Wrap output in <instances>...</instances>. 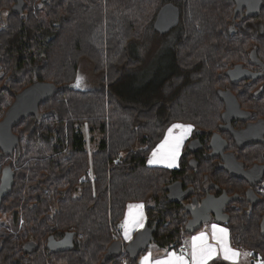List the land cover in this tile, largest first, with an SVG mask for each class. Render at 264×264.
Instances as JSON below:
<instances>
[{"label": "trees", "instance_id": "1", "mask_svg": "<svg viewBox=\"0 0 264 264\" xmlns=\"http://www.w3.org/2000/svg\"><path fill=\"white\" fill-rule=\"evenodd\" d=\"M0 1V73L14 81L0 92V106L35 79L62 87L41 104L40 119L29 117L15 128L21 161L0 207V264H100L110 244L121 240L129 202L145 204L158 247L179 248L191 234L188 216L183 202L168 200L166 187L180 180L201 189L212 166L201 158L194 170L185 154L178 167L154 166L150 154L173 124L217 126L224 71L251 63V51L264 48V20L238 15L233 21L234 0H32L22 13L11 10L13 0ZM166 2L181 10L170 71L139 75L144 60L135 44L152 34L154 44L162 43L153 23ZM83 60L92 63L98 85L73 89ZM83 126L98 131L93 150ZM234 211L222 223L232 247L261 261L264 237L254 219ZM65 233L74 234L73 248L52 250L49 237ZM30 242L34 251L26 250ZM128 258L124 252L106 264Z\"/></svg>", "mask_w": 264, "mask_h": 264}, {"label": "flooded vegetation", "instance_id": "2", "mask_svg": "<svg viewBox=\"0 0 264 264\" xmlns=\"http://www.w3.org/2000/svg\"><path fill=\"white\" fill-rule=\"evenodd\" d=\"M18 1L24 3V9L32 2V0H13L11 3L12 8ZM3 4L4 2L0 1V6ZM263 8L264 4L257 16H246V9L244 8L243 14H239V16L257 17L258 22L261 23L264 20ZM263 23H261L262 27L260 29H263ZM168 33L163 34V36L167 37ZM252 53L254 52L251 51L250 54L251 63L228 65L224 71L222 89L230 91L236 97L240 104L238 111H230V105L219 97L223 103V110L221 120L217 123V126L210 130L195 129L193 127L189 137L183 144L180 159L185 154L189 166H191V161L194 160L196 166H191L194 170L199 166L201 158L209 159V164L212 166V176L205 175L201 189L195 188V191L193 189L192 193L181 202L184 203L185 211L186 206H188V213H185L188 216L187 222L192 216H203L206 209L207 213L205 215L211 216V221H215V213L220 212L223 206V213L229 216L230 221L232 214L235 212L234 209H241L248 217L247 222L251 218L254 219L255 229H259L261 236L264 237L262 233L264 230V48H261L258 52L255 51V57H252ZM233 70L245 71V74L241 78V75L237 72L233 74ZM2 80L5 83L0 86V92L5 88L10 89L12 87L14 81L11 78L6 80L4 73H0V81ZM15 96L8 106H0V121L14 102ZM227 110L233 113V118L231 119L232 114H229L225 116L224 120L222 115ZM43 114L39 109V115L32 116L40 119ZM19 124L13 128V132L19 138V143L14 150L5 152L0 147V185L7 166L11 167L15 176L19 168L21 137L15 130ZM247 129L249 133L241 137L239 133L244 132L245 134ZM214 134L221 136L215 150L212 145ZM189 175L191 176L193 173L187 174V176ZM183 186L184 189H187L191 185H185L184 183ZM207 190L210 196L209 203L205 205V203H202V199L206 197ZM217 191H219L218 194L212 196Z\"/></svg>", "mask_w": 264, "mask_h": 264}, {"label": "water", "instance_id": "3", "mask_svg": "<svg viewBox=\"0 0 264 264\" xmlns=\"http://www.w3.org/2000/svg\"><path fill=\"white\" fill-rule=\"evenodd\" d=\"M234 2L235 8L232 19L233 21L236 20L237 15L243 14L244 8L246 9V16L259 15L264 4V0H234ZM23 4L24 3L21 1H18V3L13 6L12 11L15 13H22L24 10ZM180 20V7L173 2H166L158 10L153 23V28L156 32L163 35L178 26ZM230 30L233 31L234 27H231ZM252 57H255L254 53H252ZM235 72L241 75V78L245 74V71L233 70V74H235ZM76 84L77 79L72 84H70V87L73 89L79 88L75 86ZM60 89H62V87H56L54 83L35 79L31 85L27 86L21 92L16 94L14 102L7 109L3 119L0 121V147L5 152H12L19 143L18 136L13 132L14 126L19 124L23 119H26L32 115H39L41 103L45 102L46 100H50ZM218 95L222 100L226 101L227 104L230 105V111H238L240 104L230 91L218 89ZM229 114H232L230 117L232 119L233 113H230L228 110L223 113L222 118L225 120V116ZM248 133L249 130L247 129L245 134L244 132H240L239 135L242 137ZM220 140L221 136L219 134L213 135L212 145L214 146V150L216 148V144L219 143ZM193 161L194 160L191 161V165L195 167L196 163ZM14 177V171L10 166H7L4 170L0 185V206L2 205L4 197H6L12 191L15 179ZM166 190L168 191L169 201L181 202L192 193L193 187L184 189L182 181L179 180L168 185ZM206 192H208V190ZM218 192L219 191H217V193L212 196L217 195ZM209 196L210 194L208 192L206 197L202 199L203 204L205 203L206 205L209 203ZM223 208L224 206L221 208L220 212L215 213V221L222 223L229 221V216L223 213ZM187 213L188 206H186V214ZM205 213H207V209L203 212V216L201 217L192 216L185 225V231L187 233H194L200 229L205 222L210 221L212 219L211 216H207ZM262 233L264 234V230ZM156 236L157 225H154L153 227L145 225L144 228L138 230L134 234L132 240H130L128 243L124 244L122 240H117L111 243L100 264H106L107 261L121 256L124 252L128 254L130 259L138 258L142 252L148 249L150 244L156 239ZM73 237V233H65L61 237L52 235L49 237L48 246H50V248L55 251H66L72 249L74 244ZM26 250L34 251L35 243H28Z\"/></svg>", "mask_w": 264, "mask_h": 264}, {"label": "snow or ice", "instance_id": "4", "mask_svg": "<svg viewBox=\"0 0 264 264\" xmlns=\"http://www.w3.org/2000/svg\"><path fill=\"white\" fill-rule=\"evenodd\" d=\"M76 87L81 86V80L77 78ZM173 129H179L180 134L173 136ZM191 131V125L176 124L173 128L169 129L168 136L165 137L164 141L157 146V148L152 152V159L148 162L149 164L154 163H165L167 167H174L176 165L177 158L180 154V149L183 141L187 134ZM130 209L135 207L137 209H142L143 205L129 206ZM144 216L142 212L133 214L129 212L128 218L125 220L122 227L125 229V238H130L129 236V226L132 227H143ZM213 239L216 241L215 244H210L208 242V237L205 233H201L198 236L192 237V246L190 261L186 258L184 253L177 255L175 252L169 253L165 258L156 260L154 264H207L208 260L218 255V252H222L223 259L226 261H237L238 257L241 255L239 251L232 249L227 243V230L220 228L218 229L216 225H213ZM245 255H251L246 253ZM143 264H152L150 259V254L148 257L144 258ZM258 264H264V259L258 262Z\"/></svg>", "mask_w": 264, "mask_h": 264}, {"label": "rangeland", "instance_id": "5", "mask_svg": "<svg viewBox=\"0 0 264 264\" xmlns=\"http://www.w3.org/2000/svg\"><path fill=\"white\" fill-rule=\"evenodd\" d=\"M175 32H177V31L175 29H173L172 31H170L166 35L167 37L163 36L162 37V43L160 45H159L158 42L156 44H154L150 40V38L153 36V34H152V36H150L146 40H144V42L135 44L136 45V49L138 50V52L140 53V56L144 60V66L139 71V73H138L139 75H144L146 70H148L151 73H155V71L158 70L159 68H160V72H161V68H163V73L164 74H166V73H168L170 71V66H171V63H170V48L172 46L171 43H173V39L175 38V35H176ZM154 37L156 39H158V38L160 39L161 38V36L159 37L158 35H155ZM98 79H99L98 76L94 73V69H93L92 63L89 60H83L82 64H81V67H80L81 86H83L85 88L96 87L98 85ZM142 86H143V84H142ZM174 125H176V124H174ZM182 125H185V124H182ZM185 126H187V125H185ZM171 128H173V125L169 129H171ZM191 129H192V127H191ZM83 131H84V133H85V135H86V137H87V139L89 140V143H90L88 145V148L93 150L96 147L95 139H97L96 141H98V137H99L98 136V131L94 132V133H90L87 126H83ZM190 132L185 137V139L183 141V144H184L185 140H187V138L189 137ZM166 134L168 136L169 130L167 131ZM179 134H180V130L179 129H173V132H172L173 136H176V135H179ZM164 138H163V140L161 142L164 141ZM93 139H94V141H93ZM183 144L181 146L179 156H181V154H182ZM179 156H178V158H179ZM178 158H177V160H178ZM150 159H152V153L150 154L149 160ZM159 166H164V164L160 163ZM212 223H213V221H211V220L208 221V222H205L203 224V227L209 226ZM4 225H7V223H4ZM122 225H123V222H122ZM7 227H8V230H11L10 226H7ZM187 234H190V233H187ZM187 237L188 236L183 238V240L185 241L184 244H188V241L186 240ZM183 240H182V244H183ZM155 245H156V243L153 241L150 244V248L153 249V247ZM244 253L246 254L248 252L245 251ZM240 254L241 255L239 256V260H240L239 262L241 264H244V263H246V264H258V262H259L258 260L250 259L249 258L250 255H245V254L243 255V251L242 250H241Z\"/></svg>", "mask_w": 264, "mask_h": 264}, {"label": "crops", "instance_id": "6", "mask_svg": "<svg viewBox=\"0 0 264 264\" xmlns=\"http://www.w3.org/2000/svg\"><path fill=\"white\" fill-rule=\"evenodd\" d=\"M168 130H169V129H168ZM168 130H167V131H168ZM191 130H192V129H191ZM166 133H167V132H166ZM165 135L167 136V134H165ZM166 136H165V137H166ZM164 139H165V138H164ZM161 143H162V142H160L158 145H160ZM156 148H157V147H156ZM156 148H155V149H156ZM155 149H154V150H155ZM154 150H153V151H154ZM179 159H180V156H179L178 160L176 161V165H177V166H174V167H178ZM163 164H164L163 167H167L165 163H163ZM150 165L159 166L160 163H154V164H150ZM174 167H168V168H174ZM135 205H143V208H142V209H137V208H135V207H132V208L130 209L129 206H135ZM130 211H131L134 215L137 214V213H139V212H142V213H143V216H144V224H143V227H142V228H144L145 225H146V221H147L145 204L142 203V202H129V203L127 204V206H126V211H125V216H124L123 224H124L125 220L128 218V215H129V212H130ZM213 225H216L218 229L223 228V229H226V230H227V243H228V245H229L232 249L237 250V249L233 248L232 245H231L229 229H228L224 224H222V223H220V222H217V221H213V223L210 224L209 226H206V227H203V226H202L203 228L201 227V228L198 229L196 232L191 233L190 235H188V237L186 238V240L188 241V244H184L185 241L183 240V244H181L180 246L185 247L186 250H184V251L181 252V251L178 250V248H171V249L166 248V249H164V248H160V247H158L157 245H155V246L153 247V249H151L150 246H149V248H148L147 251L142 252V254L139 256L138 261H137L135 264H143V262H144V258H145V257H148L149 254H150L151 262H152V264H154V262H155L156 260H159V259H163V258H165V257H166L169 253H171V252H175L177 255H180L181 253H184L185 256H186V258L189 259V261H190V259H191L190 254H191V246H192V237H194V236H198V235H200L201 233H205V234L207 235V237H208V242H209L210 244H215V243H216V241L212 238V237H213V227H212ZM142 228H141V227H132V226H129L128 231H129V236H130V238H125V229L122 227V233H121V240H122V242H123L124 244L128 243L130 240H132L134 234H135L138 230H140V229H142ZM180 246H179V247H180ZM237 251H239V250H237ZM239 253H241V251H239ZM222 257H223L222 252H218V255H216V256H214L213 258H211L210 260H208L207 264H209V263H211L212 261L217 260V259H218V260L226 261V260H224ZM239 261H240V260H239V257H238V260H237V261H226V262H228V263H230V264H241Z\"/></svg>", "mask_w": 264, "mask_h": 264}, {"label": "built area", "instance_id": "7", "mask_svg": "<svg viewBox=\"0 0 264 264\" xmlns=\"http://www.w3.org/2000/svg\"><path fill=\"white\" fill-rule=\"evenodd\" d=\"M178 250L182 252V251H184V250H186V249H185V247H182V246H181V247L178 248ZM128 261H129V258L126 259L127 264H128Z\"/></svg>", "mask_w": 264, "mask_h": 264}, {"label": "bare ground", "instance_id": "8", "mask_svg": "<svg viewBox=\"0 0 264 264\" xmlns=\"http://www.w3.org/2000/svg\"><path fill=\"white\" fill-rule=\"evenodd\" d=\"M192 142V141H191ZM192 166V165H191ZM193 167V166H192Z\"/></svg>", "mask_w": 264, "mask_h": 264}]
</instances>
